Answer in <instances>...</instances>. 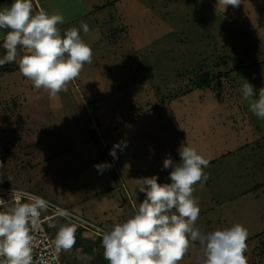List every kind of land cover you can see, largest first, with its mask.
Returning <instances> with one entry per match:
<instances>
[{
  "label": "rangeland",
  "instance_id": "374dc122",
  "mask_svg": "<svg viewBox=\"0 0 264 264\" xmlns=\"http://www.w3.org/2000/svg\"><path fill=\"white\" fill-rule=\"evenodd\" d=\"M99 1L91 18L80 0L67 9L83 17L65 31L80 30L93 60L66 91L50 96L12 67L0 74V186L110 231L145 199L137 179L170 183L164 160L179 162L180 147L191 146L209 160L193 192L205 212L196 226L243 225L248 264H264V119L242 92L247 82L264 90V0L226 9L222 0ZM204 73L210 87L198 88ZM105 163L103 172L94 167ZM51 222L54 238L76 225ZM102 235L77 226L65 264H108ZM191 249L193 264H204L201 246Z\"/></svg>",
  "mask_w": 264,
  "mask_h": 264
},
{
  "label": "clouds",
  "instance_id": "9594fccd",
  "mask_svg": "<svg viewBox=\"0 0 264 264\" xmlns=\"http://www.w3.org/2000/svg\"><path fill=\"white\" fill-rule=\"evenodd\" d=\"M222 2L225 9L241 4L240 0ZM63 23L62 14L50 15L44 9L34 13L33 0H14L10 7L0 10V29H10L2 42L5 55L0 58V66L15 62L18 49H24L27 54L19 60L21 74L35 88L47 90L50 96L66 91L67 84L79 77L84 65L92 63L93 50L75 27L62 35L58 25ZM80 27L85 33L88 31L87 24ZM242 92L250 110L264 119V90L257 93L247 82ZM117 148L123 150L120 143L115 144L110 150L114 159L118 158ZM179 156V162L171 158L163 162L165 169H172L170 183H158L155 175L137 179L139 192L145 193V199L134 215L102 235L108 264H179L195 242L202 248L204 264H248L245 256L248 230L243 225L211 232L196 226L200 207L193 192L196 184L207 181L204 169L209 160L191 146H181ZM94 167L103 172L111 165ZM5 204L0 199V208ZM47 207L43 198L23 193L10 207L0 211V258H3L0 264H33V232ZM60 215L65 213L61 211ZM76 230L74 224L60 228L54 241L58 251L74 246Z\"/></svg>",
  "mask_w": 264,
  "mask_h": 264
},
{
  "label": "built area",
  "instance_id": "2783aa9c",
  "mask_svg": "<svg viewBox=\"0 0 264 264\" xmlns=\"http://www.w3.org/2000/svg\"><path fill=\"white\" fill-rule=\"evenodd\" d=\"M23 193H30L34 196L41 197L48 202V207L46 210L49 212L44 216H40L39 225L37 229L33 232L35 238L32 250L33 264H63L62 249L59 251L56 249L54 243L55 238L49 232L50 227L54 225L51 221H54L55 218H63L67 221L75 223L83 230L94 231L99 235L104 232H107V230L102 229L100 226L84 219V217L76 215L70 212L69 210H66L65 208H62L56 205L55 203L47 200L46 198L34 194L26 189H14L11 187L0 186V199L6 201V204L3 208H0V211L10 207L16 197L20 196ZM61 211H63L65 215H60Z\"/></svg>",
  "mask_w": 264,
  "mask_h": 264
},
{
  "label": "crops",
  "instance_id": "0c3cea01",
  "mask_svg": "<svg viewBox=\"0 0 264 264\" xmlns=\"http://www.w3.org/2000/svg\"><path fill=\"white\" fill-rule=\"evenodd\" d=\"M77 1H79V0H73L71 3H70V0H33V11L35 13L36 11H39L40 9H44L50 15L51 14H57V13L61 14V12L63 11L62 15L64 16V23L58 25V27L61 30V34L63 35V33L65 32V28L68 27V25L71 23V21L73 19L74 20H80L83 17L80 14L78 16H76V15L71 16L70 15L71 12L67 11V9L71 8L73 3L76 4ZM80 1L83 2V5L86 9V13L84 15H87L89 18H91L94 15L93 14L94 8H92V6L95 4H93V2H95L96 0H80ZM103 1H106V0H100L99 4L96 3L97 6L100 5ZM13 2H14V0H0V10H3L4 8L10 7ZM106 4H103V5H106ZM97 6H94V7L97 8ZM94 22H95V20H94ZM95 25L97 26V29H98V25L96 23H95ZM8 31H10V29H0V58H2L5 55V50L2 47V42L5 39ZM25 54H27L26 50L18 49V55H17L16 61L13 63H10V64H5V67H7V68L12 67L11 71H15V70L17 71L18 70V72H19L20 71L19 70V60ZM22 77H24V76L22 75ZM31 89H32V87H31ZM254 194L257 195V192H255ZM204 214H205L204 211L200 212L199 218L203 219ZM224 225H225V228L230 227L228 222H226V221L224 222ZM195 244H199V243L195 242L193 245H195ZM190 250H192V249L190 248L188 250V252L185 254L184 258L179 262L180 264H193V262L189 258V255H190L189 251Z\"/></svg>",
  "mask_w": 264,
  "mask_h": 264
},
{
  "label": "trees",
  "instance_id": "16d2710c",
  "mask_svg": "<svg viewBox=\"0 0 264 264\" xmlns=\"http://www.w3.org/2000/svg\"><path fill=\"white\" fill-rule=\"evenodd\" d=\"M6 68L7 67H5V65L1 66L0 67V74H2L4 71H6L5 70ZM196 86L198 88H209L210 87V80H209V77H208L207 73H204L203 75H201L200 82H198L196 84ZM62 262H63V264H65V262H66V260H64L63 254H62Z\"/></svg>",
  "mask_w": 264,
  "mask_h": 264
}]
</instances>
